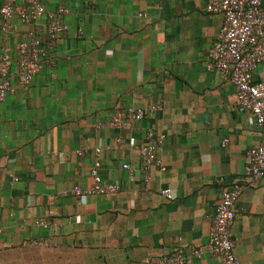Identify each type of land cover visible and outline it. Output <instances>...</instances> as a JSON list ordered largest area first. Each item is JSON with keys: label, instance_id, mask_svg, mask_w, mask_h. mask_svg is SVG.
Returning a JSON list of instances; mask_svg holds the SVG:
<instances>
[{"label": "crops", "instance_id": "obj_1", "mask_svg": "<svg viewBox=\"0 0 264 264\" xmlns=\"http://www.w3.org/2000/svg\"><path fill=\"white\" fill-rule=\"evenodd\" d=\"M38 2L46 12L62 7L68 29L53 65L27 87L11 76L13 92L0 102V264H138L192 248L201 254L185 264H217L206 250L217 179L241 178L248 152L264 141L237 107L234 86L207 68L222 14L206 13L207 0ZM45 22L13 17L7 35L0 22V55L14 59L25 33L44 35ZM252 79L264 82V62ZM149 106L159 110L131 126L110 125L127 108ZM148 129L165 139L163 170L151 167L145 183L126 140L140 146ZM103 144L109 150L97 173L118 191L73 196L92 184L94 149ZM166 189L172 199L161 195ZM231 234L240 264H264V177L239 195ZM43 239L47 246L28 244Z\"/></svg>", "mask_w": 264, "mask_h": 264}, {"label": "built area", "instance_id": "obj_2", "mask_svg": "<svg viewBox=\"0 0 264 264\" xmlns=\"http://www.w3.org/2000/svg\"><path fill=\"white\" fill-rule=\"evenodd\" d=\"M205 12L220 13L223 16V24L209 54L207 68L215 70L224 81L234 86L237 107L240 111L251 115L257 127L264 131V82L257 83L252 79L253 71L264 62V7L261 0H207ZM64 13L65 10L62 7L57 8L54 13L46 12L38 0H22L20 4H16L15 0L0 2L1 31L5 35L11 33L13 29V17H16L21 25H33L41 17L46 19L44 35L38 36L34 31L26 32L24 39L16 45L14 59L6 51L1 53L0 102L13 92L11 76H15L19 85L27 87L46 62L53 65L51 55L57 40L68 29L61 20ZM158 110V106L130 107L124 112L117 113L110 125L118 129L125 124L131 126ZM145 135L146 140L140 146H136V141L132 137H129L126 143L130 148L138 150L141 158L142 180L147 183L150 180L147 172L151 167L163 170L159 154L165 135L155 134L149 129ZM115 142L120 144L121 139L117 138ZM225 143L226 140H223L222 145ZM102 150H109V146L103 144L102 147L94 149L95 159L90 170L92 184L87 189L74 187L71 192L73 196H105L118 191L117 184L103 182L97 173ZM121 168L130 170L126 163H122ZM263 177L264 141L248 152L241 178L231 183H225L223 178L217 179L221 187L220 200L206 244L208 254L218 260L217 264H240L233 252L234 241L231 234L236 203L244 188L254 187L255 182ZM161 195L167 200L173 198L172 192L168 189L163 190ZM37 224L46 226L44 221H39ZM28 244L47 246L48 242L44 239L31 240ZM200 254L201 251L197 248H192L188 254L178 249L168 256L138 264H185L192 258H198Z\"/></svg>", "mask_w": 264, "mask_h": 264}]
</instances>
